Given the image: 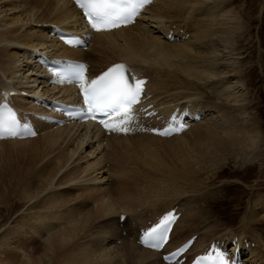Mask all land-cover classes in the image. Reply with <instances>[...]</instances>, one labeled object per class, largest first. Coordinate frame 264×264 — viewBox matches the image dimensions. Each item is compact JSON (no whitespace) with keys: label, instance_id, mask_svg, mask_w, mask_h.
<instances>
[{"label":"bare ground","instance_id":"1","mask_svg":"<svg viewBox=\"0 0 264 264\" xmlns=\"http://www.w3.org/2000/svg\"><path fill=\"white\" fill-rule=\"evenodd\" d=\"M234 2L235 0H155L150 8L145 9L134 25L93 34L88 50L84 51L67 48L48 35L49 23L60 24L67 29L81 25L80 13L70 0H40L37 5L28 4L22 0H0V88L11 87L25 90L31 95L36 94L46 98L48 96L62 100L74 98L71 87L51 88L40 80V77L43 76L42 73L35 69L36 64L28 55L30 53L26 54L28 50L37 48L49 54H64L72 58L85 59L89 62L90 71L93 74L110 63L123 60L136 72L147 77L152 75L155 92L152 93L150 102L155 103V107L159 109L160 113H168L176 105L187 103H190L195 110L204 109L205 112L210 113L209 117L205 116L203 122L193 124L186 131L187 134L178 138L137 134L130 139H126L124 136L110 139L109 136L104 137L97 127L89 123L56 129L52 127L50 129V126L39 123L40 134L36 138L0 141V182L20 179V184L10 186L7 192L17 193L22 198H38L42 193L45 195L46 192L47 195L49 194L47 197L52 200L51 206L45 211V216H41L39 211L41 217L36 219L37 223L32 225L31 229L43 238V252L37 256L34 255V250V252L31 251L32 254H22L25 255V258L20 259L19 264H166L161 261L159 252L142 248L137 244V241L132 240L131 242L128 238L112 249L105 247L103 233L100 231L96 233L91 229L104 215L117 213L119 216L121 214V211L116 210L110 200L103 201L104 203L95 209L89 207L88 211H83L80 206H75L74 201H78L76 194L69 195V197L67 195L66 201L59 200L58 197L64 194L57 192L55 188L60 184H64V186L68 184V187L72 188L80 184L84 189L86 182H100L102 179H106V175L103 174L106 172L104 171L105 162L109 161L106 160L108 158L111 160V165L106 169L110 175H113L111 183L117 186L116 189L122 187L124 195L126 190L136 193L139 190L148 189L150 193L157 195L159 204H161L160 202L168 200L174 191L168 186L156 184L158 180L155 182V177L138 180L132 179L128 174L130 171L133 173L141 166V163L135 164L139 160V156L146 153L160 154L162 151H167L170 154L200 151L205 153L206 160H210L233 152L240 155V151L235 148H240L243 145L245 149L253 152L252 156L254 152H259L257 141L260 135L257 133L256 123L253 125L252 120L246 121V115L244 117L246 112L244 110L248 108L249 104L240 102L246 99L245 96L239 94L242 83L235 80L233 84H230L224 77L218 78L220 77L219 72L223 70L219 72L216 70L219 66L222 69L225 68L224 65L229 59V54L236 51L237 38L247 30L248 25L245 24V20L243 21L244 17L241 12L236 10ZM198 15L201 18L195 19V16ZM179 22L192 28V33L189 35L192 37L190 41L172 43L164 39L161 33L166 34L171 28L176 29ZM219 46L223 48L221 49ZM227 51L231 53L228 52L224 57L223 53ZM88 55L92 58H85ZM195 55L198 59L194 63L190 61L191 63L183 64V61L180 60L185 57L192 58ZM227 65L234 67L232 64ZM234 75L231 74V76ZM214 80L217 82L208 85V89L215 93L219 99L224 100V104L237 102L241 108L240 111L236 110L238 114L240 113L238 118H235L236 114H232L228 110L222 112L219 104L213 106L210 104L206 107L195 106V101L202 98L204 94L197 90V84H210ZM36 83H42L40 90L34 87ZM162 84L165 87L166 84H172L173 89L169 91V94L173 104L163 106L164 100L160 94ZM150 88L147 83V92L149 93ZM13 101L20 110L26 111L31 108L30 101H27L26 97L15 96ZM202 104L204 105V103ZM249 120L250 122H248ZM210 140L213 143L207 147ZM154 142L160 144L153 147ZM102 144L110 146L112 152L108 155L111 156H107V153L105 154L101 150ZM204 145L207 147V152ZM85 147H88L89 150L83 155ZM202 147L203 149H201ZM158 150L160 151L158 152ZM52 159H57L56 165L52 168L50 166L48 170L46 168L45 170L48 171L46 178L43 176V179H39L40 183L44 182L47 185V188H44L40 194L35 190L38 184L35 179H38L36 175L41 171H36L43 170L45 164L51 162ZM190 160L186 159L185 163L175 161V163L181 164L179 170L186 173L179 171L175 175L171 174V178L175 181L183 179L190 188L199 187L200 184L195 179H188V173L194 169L193 162ZM38 163H40L39 167L34 169ZM154 168L158 169L160 166ZM140 170H144V167ZM62 171H68L64 173L68 178L57 179L58 173ZM138 181L144 182V184L140 186ZM134 185H139L143 189H135ZM100 188L102 189V187ZM179 188L184 189L183 186H179ZM208 192L212 193L210 189ZM90 196H93L92 192H90ZM199 197L202 198L204 195L197 193V198ZM168 203H170L169 200ZM167 206L163 207V211L170 208ZM129 207L125 206L127 210H131ZM64 209L65 211H63ZM156 210L155 207L147 209L143 215H147L153 220L158 215L154 214L157 212ZM177 210L182 212L173 230L175 231L179 226L184 236L188 234L185 238L194 234L196 222L205 221V219L203 220L204 214L200 215L204 211L197 204L182 209L177 207ZM193 210L195 211L191 212ZM163 211L160 210V213ZM51 213L53 214L47 217ZM207 213L210 217L212 216L208 211ZM259 218V215L256 214H253L250 219L244 215L240 225L243 230L250 229L253 222L261 220ZM57 219H64L66 225L52 227ZM51 220L54 221L51 222ZM44 230L48 231L45 237L43 236ZM206 231L208 233L197 237L192 247L193 253L197 247H204L212 240L207 236L210 234L209 231ZM260 236H263L264 239V232L258 233V238ZM185 238L182 237V239L172 242L170 248ZM250 239V241H260L253 237ZM87 241L90 243L85 244ZM259 252L257 253L256 248L251 250L249 258L253 259L252 264H256L259 259L262 262L263 257ZM4 254L9 255L10 253ZM4 259L0 260L1 264H9Z\"/></svg>","mask_w":264,"mask_h":264},{"label":"rangeland","instance_id":"2","mask_svg":"<svg viewBox=\"0 0 264 264\" xmlns=\"http://www.w3.org/2000/svg\"><path fill=\"white\" fill-rule=\"evenodd\" d=\"M39 1L40 0H38V2ZM22 2H27L28 4L32 5L38 4L37 0H22ZM234 6L236 10H239L241 15L244 17L243 21L245 20V24L248 25L247 30L244 31L239 38H237L238 40L236 42L235 52L231 53L227 51L223 53L224 57L226 54H228V52L231 53L229 54L228 61L225 62V68L222 69V67L219 66L216 68V70L218 72L223 70L222 72H219L220 77L218 78L224 77L230 84H233V81L235 82V80H238L242 83V87L239 88V94L245 96L246 99L240 102L249 104L248 108L244 110V112L246 111L244 113V117L246 115V121L248 119L252 120L253 125L256 123L257 133L260 135V138L257 141L259 152H254L252 156L251 154L253 152H251L249 149H245V146L243 145L240 148H235L236 150L240 151V155H238L236 152H233L231 154H222L217 158L210 160H206L207 158L205 157V153L200 151L193 153L185 151L178 154H170L167 151H162L160 154L146 153L142 156H139V160L135 164L139 165L141 163V166L135 169L133 173L130 171L128 174L132 177V179L138 180L145 177L148 179L155 177V182L158 180L156 184L168 186L172 191H174L172 196L168 197L170 203H168V200H163L160 202L161 204H159L157 195L150 193L148 189L145 191L139 190L136 193L126 190L124 195V193H122V191L124 192L122 187H118L116 189L117 186L111 183L113 180V175H110V173L107 171L106 168L110 167H108V165H105L106 168L104 171L106 172L103 174L104 176L106 175V179H102L100 181L101 183L97 181L90 183L86 182L84 189L83 186H80V184L76 185L75 187L73 186V188L71 186L68 187V184H65V186L64 184L57 186L55 190L61 194H64L58 197L59 200L66 201L68 199L67 195L69 197V195L73 196L76 194L79 202L74 201L76 204L75 206H80L83 211H88L89 207L90 209H95V207L97 208L105 201L110 200L116 207V210H120L121 213H127V217L123 223L119 221V216L117 213L114 215H104L102 219L96 222V227L94 226L91 229L92 231H96V233L97 231L103 233L102 235L105 238V247L112 249L114 246H119L124 239H129V236L133 234V230H136L135 236L130 238L129 241H136L139 227L146 225L149 220H152V218H149L147 215H143V212L147 209H153L154 207L157 208V212L154 213L157 215L160 213V210L163 211V207L167 205L170 208L177 205L178 208L182 209L196 204L197 206L202 207L204 213L201 212L200 215L204 214L203 220L205 219L204 222H196L195 230H193V233H198L199 237L208 233L206 231L208 230L211 238L218 237L222 234L225 235L228 233H237L247 237H253L255 240L258 239L261 242H264L263 236L258 238V233L264 232V0H235ZM150 7L151 5L149 8ZM199 18H201L200 15L195 16V19ZM181 28L189 34L192 33L191 27H187V25L180 24L179 22V26L176 28V30ZM191 38L192 37L190 36L189 39H187V42L190 41ZM219 47L221 49L223 48L222 46ZM85 58L92 57L88 55L85 56ZM197 59V55H195L192 56V58L185 57L181 58L180 60L183 61V64H188L191 62L194 63L197 61ZM227 64H232L234 67H231ZM231 74L235 75L231 76ZM148 77V84L151 87L150 94H152L155 92L152 75H148ZM216 82L214 80L210 84H197V90H200L202 93L204 92V94L202 98H198L195 101V106L206 107V105L210 104L212 106L219 104L218 106L222 112L228 110L229 112H232V114H236L235 118H238L240 113L238 114L236 110L240 111L241 108H239L237 102L224 104V100L219 99L215 93L210 92L208 89V85H213L212 83ZM171 85L172 84H166L165 87V85L162 84L160 87V94L163 97L162 100H164L163 106L173 104V102H171V95L169 94V91L173 89V86ZM202 103H204V105ZM215 115L217 114L215 113ZM209 116L210 113L208 112L206 117ZM204 120L205 119L203 118L197 123L199 124ZM250 120L248 122H250ZM52 131H54V129H52ZM182 134L170 138L182 137L187 134V132ZM116 137H118V135L109 136L110 139H114ZM133 137L134 136L126 137V139ZM212 143L213 141L210 140L207 147ZM156 144L159 145L160 143L154 142L152 146L155 147L157 146ZM203 147L207 152V147L205 145ZM203 147L201 149H203ZM34 148L39 149L37 146H34ZM185 149L187 148L185 147ZM84 150L85 151L82 153L83 155L88 152L89 148L85 147ZM101 150H103L105 154L107 153V156H111L108 155L110 152H112L110 146L102 144ZM159 151L160 150H158V152ZM186 159H191L190 161L193 162L192 166L194 168L192 171L193 173H188V179H195L197 182H199V187L190 188L188 183H186L183 179H178V181H175L171 178V174L175 175V173H179L180 171L179 169L181 164L177 163H185ZM175 161H177V163H175ZM51 162L45 164V168L43 170L36 171H41V174L38 173V175H36L38 176V179H35L38 181L35 190L39 191L40 194L44 188H47V185L44 182L40 183L39 179H43V176L46 178V173H48V171L45 169L47 168L48 170L50 166L51 168L52 166H55L57 159H52ZM39 165L40 163L36 164L34 169H37ZM82 165L84 166V163H82ZM155 166H160V168L155 169ZM142 167H144V170H140ZM66 172L68 171L59 172L57 179L68 178V176L64 174ZM180 173L186 172L180 171ZM156 177L159 179H156ZM17 183L20 184V179H10L8 181L0 182V260L4 259L6 256L4 260L9 264H19V260L25 258V255L23 256L22 254H32L35 251L34 255L36 254L35 256H37L43 252V238H41V236L36 234L31 229L32 225H36V219L40 218L41 216H45V211L51 206L50 202L52 201L47 197L49 194L47 195L46 192L45 195L42 193L40 195L41 197L38 198H22L17 195V193H8L7 189ZM137 183L140 184V186L144 184V182L140 181ZM134 186L135 189H143L139 185ZM179 186H183L184 189H180ZM100 187H102V189ZM208 189H210L213 194H209ZM90 192L93 193L92 197L90 196ZM197 193L204 195V197H199L200 199L197 198ZM80 199L83 200L81 201ZM156 204H158V207H156ZM125 206H130L129 208H131V210H127ZM39 211L41 216H39ZM63 211H65V209ZM194 211L195 210L191 212ZM207 211L212 215L211 217ZM52 214L53 213L49 214L47 217L51 216ZM253 214L259 215V219L261 220L253 222V226L250 227V229L243 230L240 225L241 219L244 217V215L247 217V219H250ZM130 218H132L131 222H129ZM132 220H134V222ZM53 221L54 220H51V222ZM55 222L56 223L53 224L52 227H61L66 225V221L64 219H57ZM123 230L124 232H127V236L123 235ZM200 231L202 233H200ZM43 232V236L45 237L48 234V231L44 230ZM182 237H184V235L181 233L180 227L177 226L175 231L173 230L172 232L171 243L182 239ZM89 243L90 241L85 242V244ZM199 249L200 247H197L194 250V253ZM4 253L10 254L6 255ZM252 260L253 259L249 258L250 264H252ZM259 260L256 262V264H259Z\"/></svg>","mask_w":264,"mask_h":264},{"label":"snow or ice","instance_id":"3","mask_svg":"<svg viewBox=\"0 0 264 264\" xmlns=\"http://www.w3.org/2000/svg\"><path fill=\"white\" fill-rule=\"evenodd\" d=\"M151 0H76L77 6L87 17L89 24L96 31L111 30L134 23L140 10ZM74 74L81 84L87 115L95 119L102 114L107 119L100 123L109 131L128 132L134 119L133 107L139 102L146 81L133 78L130 82L125 65L117 64L98 78L88 81L85 78L84 65H76ZM184 125H174L158 134L167 136L174 131H183ZM37 133L26 125H22L11 109L0 110V139L16 138L25 135L35 136ZM177 217L173 213L165 215L160 222L148 229L141 237V243L147 247L160 248L167 242L170 225ZM185 249L181 248L178 255ZM196 264H231L225 254L216 248L206 257H201Z\"/></svg>","mask_w":264,"mask_h":264}]
</instances>
